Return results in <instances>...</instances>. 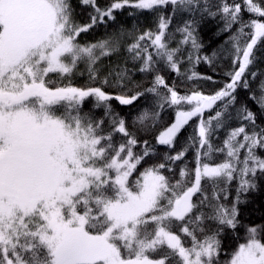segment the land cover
<instances>
[{"label": "snow or ice", "instance_id": "1", "mask_svg": "<svg viewBox=\"0 0 264 264\" xmlns=\"http://www.w3.org/2000/svg\"><path fill=\"white\" fill-rule=\"evenodd\" d=\"M0 264H264V0H0Z\"/></svg>", "mask_w": 264, "mask_h": 264}, {"label": "trees", "instance_id": "2", "mask_svg": "<svg viewBox=\"0 0 264 264\" xmlns=\"http://www.w3.org/2000/svg\"><path fill=\"white\" fill-rule=\"evenodd\" d=\"M101 2L103 3V0H101ZM218 42H219V40H218ZM198 68L200 71H204L206 68V65H199Z\"/></svg>", "mask_w": 264, "mask_h": 264}]
</instances>
